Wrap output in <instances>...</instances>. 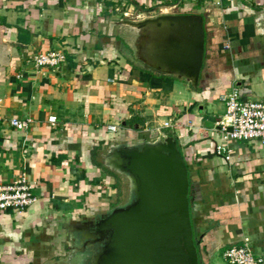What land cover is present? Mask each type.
<instances>
[{"label":"crops","instance_id":"0c3cea01","mask_svg":"<svg viewBox=\"0 0 264 264\" xmlns=\"http://www.w3.org/2000/svg\"><path fill=\"white\" fill-rule=\"evenodd\" d=\"M105 1L125 0H0V186L25 175L37 198L21 213L0 211V264H73L68 226L128 197L103 154L163 136L177 139L188 168L199 264H229L224 252L243 238L264 264V143L229 141L227 160L215 153L221 96L236 88L264 101V0H129L138 21L203 17L197 88L146 69L137 32ZM52 49L65 62L36 70L32 56ZM13 119L31 124L18 130Z\"/></svg>","mask_w":264,"mask_h":264},{"label":"water","instance_id":"95a60500","mask_svg":"<svg viewBox=\"0 0 264 264\" xmlns=\"http://www.w3.org/2000/svg\"><path fill=\"white\" fill-rule=\"evenodd\" d=\"M120 23L137 32V57L158 74L197 88L204 57V19L166 14ZM104 165L128 182L126 200L68 226L73 264H199L190 218L188 168L177 139L112 144Z\"/></svg>","mask_w":264,"mask_h":264},{"label":"built area","instance_id":"2783aa9c","mask_svg":"<svg viewBox=\"0 0 264 264\" xmlns=\"http://www.w3.org/2000/svg\"><path fill=\"white\" fill-rule=\"evenodd\" d=\"M30 62L36 70L43 68L57 70L65 62V55L58 49L38 51ZM220 99L224 104L225 113L216 123V130L222 139V143L215 146L216 155L226 160L229 158L231 153L227 146L229 141L257 140L264 143V101L244 98L236 88L224 93ZM48 122L54 123L55 117H49ZM10 124L18 130H24L30 126L31 120L13 119ZM171 126L166 122L162 127L171 128ZM117 128L115 125L107 127L111 132H116ZM35 189L36 184L29 182L25 175L0 186V211L23 212L36 202ZM223 257L229 264H262L263 262L254 255L247 238H243L241 245L228 248Z\"/></svg>","mask_w":264,"mask_h":264},{"label":"rangeland","instance_id":"374dc122","mask_svg":"<svg viewBox=\"0 0 264 264\" xmlns=\"http://www.w3.org/2000/svg\"><path fill=\"white\" fill-rule=\"evenodd\" d=\"M121 3L124 4H119L118 6H116L118 10L115 9V13L117 17L122 18L121 20H128L132 22L138 21V18H136V14H134L133 9L131 8V5H133L131 4V1L125 0V1H121Z\"/></svg>","mask_w":264,"mask_h":264},{"label":"trees","instance_id":"16d2710c","mask_svg":"<svg viewBox=\"0 0 264 264\" xmlns=\"http://www.w3.org/2000/svg\"><path fill=\"white\" fill-rule=\"evenodd\" d=\"M133 5H135L137 7V4H135L134 2H131ZM104 6V9H105V12L107 11V9L109 7H113V6H116L115 4H113L112 2L110 1H105V3L102 4ZM114 7H113V11H114ZM107 13V12H106ZM108 14V13H107Z\"/></svg>","mask_w":264,"mask_h":264}]
</instances>
